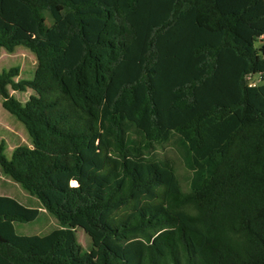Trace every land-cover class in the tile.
<instances>
[{"label": "trees", "instance_id": "trees-1", "mask_svg": "<svg viewBox=\"0 0 264 264\" xmlns=\"http://www.w3.org/2000/svg\"><path fill=\"white\" fill-rule=\"evenodd\" d=\"M16 1L34 36L1 28L0 54L25 48L36 71L1 72L0 96L32 145L9 159L0 143V167L62 228L19 235L41 211L0 196V264H264V0ZM95 21L110 40L89 38Z\"/></svg>", "mask_w": 264, "mask_h": 264}, {"label": "rangeland", "instance_id": "rangeland-1", "mask_svg": "<svg viewBox=\"0 0 264 264\" xmlns=\"http://www.w3.org/2000/svg\"><path fill=\"white\" fill-rule=\"evenodd\" d=\"M66 14L63 22L60 23V28L72 20V15L65 8L61 9ZM20 25L21 37H33L34 27L31 23L30 16L25 8L16 0H0V29H11L14 25ZM48 29L52 30L53 22L48 16ZM112 31L109 26L100 22H93L92 29L89 33V38L93 41H108L112 38ZM63 34H55L50 32V44L58 47ZM82 49L78 43H74L68 47L64 56L59 61V72L64 73L67 68H72L76 65L80 58ZM18 67L21 71V76L16 80L32 79L36 71V57L33 53L25 48H19L14 53L3 52L0 54V73L11 68ZM252 85H261L263 80L260 76H252L249 78ZM15 98L22 103H25L32 92L20 93L11 90ZM6 144L5 155L11 159L14 150L19 146H31L28 131L23 123H21L14 115L4 109L2 98L0 96V143ZM156 155L160 158H168L173 163L181 178L188 177V171L183 165L182 159L178 151L170 144L158 146ZM179 173V174H178ZM181 183V181H180ZM185 190V188H184ZM187 191V190H185ZM0 195L9 196L18 200L21 204L30 208H40L41 203L36 198L30 195L21 185L14 182L12 179L3 174L0 167ZM62 226L58 220L48 212H41L37 220L30 223H16V230L19 235H47L54 230L61 229ZM76 235L78 242L82 247L83 253H88L93 248L91 238L84 232L83 229L77 228Z\"/></svg>", "mask_w": 264, "mask_h": 264}, {"label": "crops", "instance_id": "crops-1", "mask_svg": "<svg viewBox=\"0 0 264 264\" xmlns=\"http://www.w3.org/2000/svg\"><path fill=\"white\" fill-rule=\"evenodd\" d=\"M12 94H13V93H12ZM13 95H14V94H13ZM0 196H4V195H0ZM8 197H9V196H8ZM38 209H40L41 212H44V211L46 212V210H44V209L42 208V206H40V208H38Z\"/></svg>", "mask_w": 264, "mask_h": 264}]
</instances>
